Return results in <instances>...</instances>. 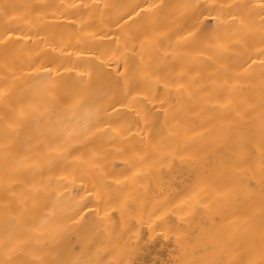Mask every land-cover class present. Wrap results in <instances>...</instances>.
<instances>
[{"label":"bare ground","instance_id":"bare-ground-1","mask_svg":"<svg viewBox=\"0 0 264 264\" xmlns=\"http://www.w3.org/2000/svg\"><path fill=\"white\" fill-rule=\"evenodd\" d=\"M0 264H264V0H0Z\"/></svg>","mask_w":264,"mask_h":264}]
</instances>
